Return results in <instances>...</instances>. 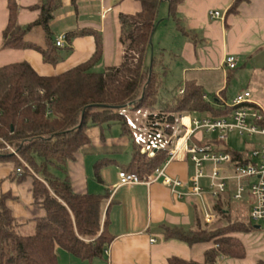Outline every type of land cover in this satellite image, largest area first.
I'll use <instances>...</instances> for the list:
<instances>
[{
  "label": "trees",
  "instance_id": "trees-1",
  "mask_svg": "<svg viewBox=\"0 0 264 264\" xmlns=\"http://www.w3.org/2000/svg\"><path fill=\"white\" fill-rule=\"evenodd\" d=\"M137 1L141 4L140 11L119 16L123 56L118 65L106 66L102 71L92 69L102 55V38L94 30H84L67 34V42L72 36L91 34L96 39L94 55L61 74L40 75L27 61L0 67V137L18 152L28 167L3 141H0V162H13L16 172L22 169L17 172L18 177L11 174L10 180L24 182L32 178L34 203L44 210L43 216L29 221L33 232L22 233L24 224L16 220L8 205L12 195L0 192V264H60V249L89 261L102 256L114 240L109 228V210L114 202L111 200L108 204L110 193H76L66 171V164L90 142L87 131L91 126L119 121L124 131H131L125 110L146 111L145 146L154 144L155 154L143 153V144L138 143L140 136L135 134L132 136L134 153L124 169L142 178L153 174L168 159L170 145L165 140L174 135L181 116L221 118L236 108L207 101L203 86L194 79L184 83L183 93L177 91L169 98L162 96L169 68L162 64L159 71L155 70L159 60L156 53L152 56L151 48L160 7L165 0ZM167 1L169 16L182 33L189 34L177 17L178 7L185 0ZM245 1L234 0L227 14L238 13ZM60 3L61 0H38L32 6L39 10L38 17L24 26L18 21V0H8L9 19L3 31L2 47L37 50L45 62L53 65L62 61L64 57L50 37V22ZM35 26L45 30L46 48L25 41V34ZM226 152L232 155L234 168L252 160L249 148L227 147ZM107 164L106 159L96 164L99 179V170ZM214 211L216 222L226 220L225 224L203 225L197 213L193 228L164 227L166 239L180 240L189 246L212 242L214 245L205 252L204 260L172 256L165 264H217L221 256H246L243 242L233 234L254 230L251 217H232L231 206L225 208L222 200L214 205ZM256 264H264V258Z\"/></svg>",
  "mask_w": 264,
  "mask_h": 264
},
{
  "label": "crops",
  "instance_id": "crops-1",
  "mask_svg": "<svg viewBox=\"0 0 264 264\" xmlns=\"http://www.w3.org/2000/svg\"><path fill=\"white\" fill-rule=\"evenodd\" d=\"M37 2L38 0H18L20 5L18 21L21 25L25 26L36 20L39 10L33 9L32 6ZM233 2L234 0H185L178 7L177 17L180 26L189 34L182 33L177 23L169 16L168 1L165 0L162 3L157 28L152 37L151 49H153V54L158 55L156 71H159L162 64H165L167 53L175 55L176 63L179 59L184 60V63H181V79L184 80L180 83L179 93L189 79L196 80L205 91V86L210 83L209 79L204 76L206 72H218L217 74L221 72L227 82L239 65L243 64L247 65L246 68L253 73L257 70L264 73V0H246L239 6L238 13L228 15L227 11ZM163 6L167 10L165 14L162 11ZM140 9L141 4L137 0H61L50 22V37L56 43L61 34L73 35L84 30L96 31L102 38L103 48L99 61L92 69L102 71L106 66L118 65L122 61L123 49L119 40L120 14H135ZM211 11H219L222 17L212 18ZM8 19V0H0V67L27 61L40 75L51 76L61 74L88 61L96 51V39L91 34L72 36L65 47H58L64 58L56 65L45 62L42 54L34 49L3 48V31ZM164 21L173 22L177 32L173 33L174 38H168L165 31L160 30L165 24ZM185 36H191L192 39L191 37L185 39ZM24 39L26 42L47 47V34L42 26H35L29 30ZM228 55H234L238 59L236 68L230 69L224 65V60ZM160 57H162V62ZM246 87L243 91L229 96L225 92L224 84L218 83L214 87L216 92L213 101L206 93L204 98L214 105L225 107V103H231L236 95L249 91L252 103L248 105H260L264 109L263 81L254 79L252 75ZM194 115L181 117H184V123L188 126L193 118L209 117ZM181 117L174 133L176 136H181L185 132ZM185 118L189 120L188 124ZM179 130H182L181 134ZM145 132L148 134L147 130ZM87 133L90 142L75 154L74 160L66 164L67 175L76 193L100 194L106 191L110 193L108 204L111 200L114 202L109 210V228L114 240L102 256L89 261L81 260L60 249L58 254L60 264H165L172 256L202 262L205 252L214 245L212 242L189 246L180 240L166 239L164 233V227L193 228L196 225L197 213L203 219L199 201L193 196L179 197L163 182L162 178L149 184L118 186L119 172L128 166L134 153L132 132L124 131L121 122L114 121L103 126H91ZM257 136L264 137L261 135L244 137L255 138ZM231 137L244 139L238 134H232L227 141H219L216 134L200 129L191 134L190 143L212 142L216 149L226 151L227 147H232ZM138 140V143L143 144L145 148L154 146V144L145 146L146 143L141 137ZM250 144L252 145L248 148L253 151L264 145V141H253ZM103 159L109 161V164L99 170V179L96 164ZM252 160L257 162L258 159ZM163 167L168 176L178 178L184 183L178 190L183 193L187 192L190 178L195 173V165L190 155L180 151L173 159H169L168 156ZM233 167L232 162L231 165L225 167L224 172L231 174ZM13 169V164L0 162L2 191L12 195L8 199V205L16 220L24 226H29L31 219L44 215V210L34 203L32 178L28 177L24 182L10 180L9 176ZM206 169H209V163L206 164ZM89 170L93 173L91 179L93 177L96 185L90 183ZM59 174L62 175V172L60 171ZM201 184L207 190L209 179H201ZM233 195L234 185L230 184L227 191L219 198L214 199L207 194L206 199L215 215L214 205L222 200L225 208L228 205L231 206L232 217L249 219L252 207L251 198L246 195L239 201L234 199ZM216 220L217 215L215 222ZM260 222L263 221H253L254 230L233 234L243 242L246 248L244 258L221 256L217 264H256L259 259L264 258V226L259 224ZM204 223L203 220V225ZM211 225L208 224L209 227H212ZM249 258L250 261L247 260ZM239 260L241 262H238Z\"/></svg>",
  "mask_w": 264,
  "mask_h": 264
},
{
  "label": "built area",
  "instance_id": "built-area-1",
  "mask_svg": "<svg viewBox=\"0 0 264 264\" xmlns=\"http://www.w3.org/2000/svg\"><path fill=\"white\" fill-rule=\"evenodd\" d=\"M210 14L212 18L222 17L219 11H211ZM66 44V34L59 35L56 45L65 47ZM237 63L238 59L234 55H228L224 60V65L230 69L236 68ZM183 92L184 88L180 89V93ZM251 103V93L245 91L236 95L231 103H225L226 106L236 107L233 113L228 116L222 118H193L190 120L189 126L184 123V117H181L182 125L185 127L184 134L167 137L165 142L170 145L169 159L175 158L180 151H184L190 155L191 160L194 162L195 173L190 178L187 192L183 193L178 190L184 183L178 178L168 176L163 166L157 168L153 174L142 178L136 173L120 170L118 186L149 184L162 178L163 182L179 197H195L203 211L204 222L212 224L215 222L216 215L210 208L206 195L209 194L212 198L217 199L227 191L230 184H233L234 199L241 200L248 195L252 200L251 219L255 222L264 221V145L252 151V159H258L257 162L251 160L236 168L233 167V172L226 174L224 172L225 167L233 162L230 153L216 149L212 142L190 143L191 134L200 129L216 134L219 141H227L232 134H238L240 137L264 136V109L260 105L249 106L248 104ZM0 141H3L6 148L21 159L18 152L2 137H0ZM155 150L154 146L149 150L142 148V152H147L149 156H153ZM207 163H209V169H206ZM24 164L28 167L26 162ZM21 171V168L17 169L18 173ZM203 178L209 179L207 190L201 184ZM152 241L156 240L152 239Z\"/></svg>",
  "mask_w": 264,
  "mask_h": 264
},
{
  "label": "rangeland",
  "instance_id": "rangeland-1",
  "mask_svg": "<svg viewBox=\"0 0 264 264\" xmlns=\"http://www.w3.org/2000/svg\"><path fill=\"white\" fill-rule=\"evenodd\" d=\"M163 14H165V12H167L166 7L163 6ZM165 24H163V26L160 28L161 31H165V34L168 38L172 39L174 38V34L176 32L175 26L173 24L172 21H169L168 23L164 21ZM164 28V29H163ZM159 30V31H160ZM159 33V32H158ZM177 33V32H176ZM181 34H179L180 36ZM178 37V36H176ZM183 37V36H181ZM191 37V36H190ZM189 36H185V39H189ZM192 39V37H191ZM195 39V38H194ZM181 43V40H180ZM182 44V43H181ZM183 61V62H182ZM184 63V60H178V63H176V57L173 54H169L167 53L165 56V64L168 66L169 71L166 75V77L164 78V85L163 88L161 90V94L164 98H169L172 96V94H174L175 92L179 91V87H180V83H182V81L184 79H181V75H182V64ZM247 65H239V67L233 72L232 77H230L229 82H227V80H225V77H223L222 73L219 72V74H217L218 72H206L204 74L205 78L209 79L210 83L209 85L205 86V93L209 96V99L213 101L214 98V93L216 92V90L214 89V87L219 83V84H224V88H226L225 92L227 95L231 96L232 94L239 92V91H243L244 89H246V84L249 82V78L254 75V79H258L263 81L264 83V73H262L261 71H255L253 73V71L248 70V68H246ZM252 88V87H250ZM176 89V91H175ZM231 99V97L229 98ZM125 114H126V120L129 122L130 124V132H132L133 135L138 134L143 140H146L148 138V134L145 132V128H146V123H145V115H146V111L145 110H131V109H126L125 110ZM195 116V115H194ZM197 116V115H196ZM135 127L137 129H135ZM180 134L182 133V130L178 131ZM262 142L264 141V137H255V138H247L244 137V139L242 138H236V137H231L230 139V145L234 148H239V149H246L248 148L251 142ZM145 143V142H144ZM145 148V147H144ZM146 150H149V148L146 147ZM145 153V152H143ZM122 160V159H120ZM6 163H11L14 164L13 162L9 161ZM90 176V183L93 185H96V181H94L93 177L91 179V176L93 173H91V171L89 170ZM12 174H14L16 176V174H18L15 169H13ZM0 192L2 191V187H1V183H0ZM96 192V191H93ZM241 201V200H239ZM225 224L226 220H222L221 222H214L212 223L211 226H217L219 224ZM259 224H262L264 226V221L260 222ZM22 233H31L33 232V226L29 225V226H24L21 229ZM199 247V246H197ZM201 248V246H200ZM248 261H250V258L247 259ZM238 262H241V260H239Z\"/></svg>",
  "mask_w": 264,
  "mask_h": 264
},
{
  "label": "water",
  "instance_id": "water-1",
  "mask_svg": "<svg viewBox=\"0 0 264 264\" xmlns=\"http://www.w3.org/2000/svg\"><path fill=\"white\" fill-rule=\"evenodd\" d=\"M156 28H157V25H156V27H155V30H156ZM152 56H153V49H152Z\"/></svg>",
  "mask_w": 264,
  "mask_h": 264
},
{
  "label": "bare ground",
  "instance_id": "bare-ground-1",
  "mask_svg": "<svg viewBox=\"0 0 264 264\" xmlns=\"http://www.w3.org/2000/svg\"><path fill=\"white\" fill-rule=\"evenodd\" d=\"M185 119H186V118H185ZM188 121H189V120H188V119H186V121H185V122L188 124Z\"/></svg>",
  "mask_w": 264,
  "mask_h": 264
}]
</instances>
